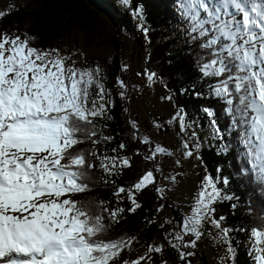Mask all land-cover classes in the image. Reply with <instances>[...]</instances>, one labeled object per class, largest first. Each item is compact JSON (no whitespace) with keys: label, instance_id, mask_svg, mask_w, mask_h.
I'll use <instances>...</instances> for the list:
<instances>
[{"label":"snow or ice","instance_id":"obj_1","mask_svg":"<svg viewBox=\"0 0 264 264\" xmlns=\"http://www.w3.org/2000/svg\"><path fill=\"white\" fill-rule=\"evenodd\" d=\"M179 7L190 25L191 41H201L200 48L210 57L200 64L203 76L222 77L211 94L224 100L230 130L239 133L241 158L249 166L242 171L251 172L264 185V0H179ZM66 59L58 50L30 47L19 36L0 37V264H114L128 246L121 240L100 239L107 228L104 217L91 215L71 198L89 189L86 169L94 165L83 152L70 150L96 136L94 119L104 116L106 107L97 104V98L104 99V87L96 79L100 69L66 67ZM154 76L149 74V80ZM93 86L98 92L90 100ZM179 120L183 131L189 125L183 116ZM214 131L220 133L218 127ZM143 142L148 143L147 138ZM166 152L157 145L146 159ZM115 160L111 158V168L106 163L101 167L111 173ZM122 165L130 167L129 159L124 158ZM151 183L154 177L148 171L134 188L140 191ZM123 192L120 187L116 195ZM129 199L134 205L130 211L140 207L131 191ZM219 199L214 179L206 176L192 215L182 226L184 233L199 238L202 222L215 211L212 205ZM104 211L116 220L124 209ZM212 223L220 227L219 221ZM222 231L226 237L229 230ZM252 235L256 244L264 243V230L253 229ZM175 239L184 247H195V241L184 243L180 233ZM171 246L182 260L193 255L180 251L179 244ZM153 251L162 248L149 246ZM255 251L260 253L257 264H264V249ZM141 259L131 264H140Z\"/></svg>","mask_w":264,"mask_h":264},{"label":"trees","instance_id":"obj_2","mask_svg":"<svg viewBox=\"0 0 264 264\" xmlns=\"http://www.w3.org/2000/svg\"><path fill=\"white\" fill-rule=\"evenodd\" d=\"M130 9L136 10L147 32L136 30ZM114 10L112 0H28L0 17V37L24 34L30 47L41 51L60 42L75 29L84 31L89 43H93L95 25L100 18H108L115 28L114 54L111 60H105L104 76L101 77L104 92L112 97V101L106 105L105 115L94 119L96 136L84 139L70 150L83 152L88 163L94 165L86 169L89 189L71 194V198L81 202L91 215L104 217L107 228L100 239L121 240L128 245L114 264L124 261L131 264L136 251L148 246L161 231L157 217L166 201L156 187L160 171L156 169L154 159H146L153 156V145L143 142L140 130L133 126L130 118L129 91L132 88L128 87V72L123 67V35L129 40L134 39V46L145 52V70L155 73L154 77L164 85L188 122L204 130L209 129L210 120L216 121L219 135L213 139L208 136L209 142L199 151L208 175L221 192V199L213 204L212 217L219 221L221 230H229L232 264H254L249 245L255 239L253 229L264 230V185L257 183L251 172L242 171L249 166L241 158L244 149L239 143V133L230 130L231 117L225 112L224 100L211 94L213 86L222 77H205L200 71V64L210 57L200 48L201 41H191L190 25L182 14L179 0H130L129 8L119 13ZM204 109L211 110L214 115L210 117ZM93 140L98 143L94 144ZM112 157L116 158L115 168L111 173L105 172L101 164L106 163L111 168ZM124 158L129 159L130 167L122 165ZM148 171L155 173L154 183L136 191L134 185ZM120 187L125 192L116 195ZM129 191L140 205L135 211H130L134 205L129 199ZM105 208L124 211L113 220ZM175 214L180 220L179 211ZM190 238L185 235L184 243ZM259 246L264 249V243ZM181 248L188 250L190 247L182 244ZM166 254L176 264H187L186 258H180L178 250L167 248ZM162 258L161 254L153 252L150 261L158 264ZM201 259L204 264H209L203 255Z\"/></svg>","mask_w":264,"mask_h":264},{"label":"rangeland","instance_id":"obj_3","mask_svg":"<svg viewBox=\"0 0 264 264\" xmlns=\"http://www.w3.org/2000/svg\"><path fill=\"white\" fill-rule=\"evenodd\" d=\"M24 1L28 0H0V13L5 14ZM112 2L116 9L114 11L119 13L129 8L130 0L128 4H124L122 0H112ZM130 12L136 30L144 33L143 22L136 10L130 9ZM117 16L119 15L117 14ZM95 26L93 43H89L88 36L84 31L75 29L71 34H66L60 42L43 51L58 50L60 56L67 58L66 67H75L80 70L99 68L100 71L96 79L103 85L101 77L104 76V63L105 60H111L116 46L115 28L105 17L100 18ZM19 37L21 40L26 39L24 34ZM121 43L124 52L123 67L128 72V87L132 88L129 91L132 124L140 130L143 140L147 138L148 143L153 145V150L157 145L167 150L163 154L157 153L153 158L156 169L160 171L156 187L162 189V192H158L166 201L157 217L161 231L154 236L148 246H143L136 251L131 262L144 257L140 260V264H157L156 261H150L153 252H155H149V246H152L162 248L161 252H157L163 256L158 264H176L173 258L167 256L166 249L173 248L172 244H179L180 251L193 253L186 257L187 264H204L201 259L202 255L209 264H232L233 251H228L231 243L222 230L212 223V213L202 222L199 228L201 232L199 238L187 233L191 237L190 241H195V247L189 246L188 250H183L181 242L175 239L177 233L183 237L187 235L182 226L185 219L192 215L198 193L203 186L205 177L209 176L200 159L199 151L205 143L209 142L208 136L213 139L215 135H219L214 131L215 126L212 124V120L209 121V129L204 130L194 127L192 123L188 122L183 113L177 109L173 97L164 85L155 77L149 80L150 73L144 68L145 52L139 46H134V39L129 40L128 37L122 35ZM52 54L56 55L55 52ZM97 92L98 88L95 86L90 88L89 99L96 98ZM111 101L112 97L105 92L102 101L97 98V104L104 103L105 107ZM179 116H183L185 124L189 125L183 131L180 128ZM185 143L188 145L187 148L184 147ZM189 151L192 152L191 156L186 155ZM153 177L155 181V173H153ZM173 177L175 180L172 179ZM175 211H179L181 221ZM259 245L256 244V238L249 245L254 264H257L256 255L260 254L255 251V248L260 247Z\"/></svg>","mask_w":264,"mask_h":264}]
</instances>
